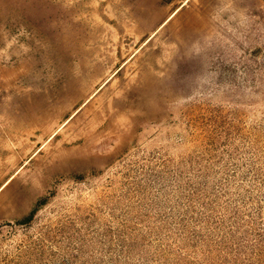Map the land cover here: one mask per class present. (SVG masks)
Here are the masks:
<instances>
[{
  "label": "rangeland",
  "instance_id": "374dc122",
  "mask_svg": "<svg viewBox=\"0 0 264 264\" xmlns=\"http://www.w3.org/2000/svg\"><path fill=\"white\" fill-rule=\"evenodd\" d=\"M0 264H264V0H0Z\"/></svg>",
  "mask_w": 264,
  "mask_h": 264
}]
</instances>
